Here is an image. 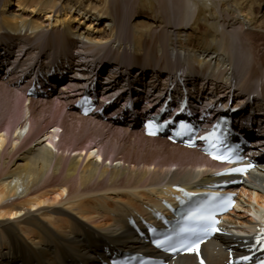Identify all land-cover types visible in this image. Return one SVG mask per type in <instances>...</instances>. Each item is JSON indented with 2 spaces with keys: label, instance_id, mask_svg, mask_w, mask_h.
<instances>
[{
  "label": "bare ground",
  "instance_id": "6f19581e",
  "mask_svg": "<svg viewBox=\"0 0 264 264\" xmlns=\"http://www.w3.org/2000/svg\"><path fill=\"white\" fill-rule=\"evenodd\" d=\"M254 8L259 21L252 25ZM263 10L264 0H157L145 9L140 0H0V55L16 50L11 71L0 73V264H108L113 255L150 250L145 231L134 230L128 217L140 228V218L172 201L174 187L198 192L226 181L200 151L145 137L138 120L149 109L134 102L113 109L121 93L112 97L125 85L127 99L160 106L146 91L157 90L171 66L187 69L188 97L199 81L193 106L226 102L234 87V104L217 114L247 134L255 131L247 115L254 112L262 129L249 145L256 170L232 179L231 188L241 196L236 210L246 206L255 221H238L242 234L230 217L235 210L224 219L241 236L224 227L202 246L201 260H164L231 264L245 254L264 231V98L243 100L255 90L264 95L250 39L264 32ZM104 71H116L102 88L104 114L69 122L84 83L94 78L97 87Z\"/></svg>",
  "mask_w": 264,
  "mask_h": 264
},
{
  "label": "snow or ice",
  "instance_id": "6c2138e0",
  "mask_svg": "<svg viewBox=\"0 0 264 264\" xmlns=\"http://www.w3.org/2000/svg\"><path fill=\"white\" fill-rule=\"evenodd\" d=\"M168 123H172V121H168ZM226 123L227 121L224 120L217 122L206 135L198 138L207 145L205 152L213 160L224 164L241 165L217 173V175H247L254 165L251 163L245 164L239 148L228 142L230 132L224 128ZM179 126L181 131L177 132V135L192 137L189 146L194 147V140L198 135L195 126L183 121ZM147 127L150 129L149 135H155L156 131H159V126H154L152 121H149ZM177 190L184 192L183 189ZM184 195L189 201H193V205L189 206L187 211L182 214V219L177 221L176 227L163 233H156V230L153 229V233L158 237L154 240V243L157 248L173 253L183 250L199 254V244L203 242V238L206 235L220 231L216 227L219 224L216 217L233 205V197L231 195L225 197L216 195L198 197V194L189 192H184ZM197 197L198 199L194 200ZM255 243L261 245L262 250H264V231L256 237ZM250 260V256L242 255L234 264H243V262ZM261 264H264V261Z\"/></svg>",
  "mask_w": 264,
  "mask_h": 264
},
{
  "label": "rangeland",
  "instance_id": "374dc122",
  "mask_svg": "<svg viewBox=\"0 0 264 264\" xmlns=\"http://www.w3.org/2000/svg\"><path fill=\"white\" fill-rule=\"evenodd\" d=\"M156 1L157 0H140V6L143 7L144 9L145 8H153V6L156 3ZM256 5H259V7L261 6V4H259V3L258 4H255L254 6H256ZM257 10H259V9L254 8V11L256 13L254 15L255 18L252 19V20H250L252 25H254L256 22L259 21V19H258L259 18L258 17L259 14H258V11ZM250 39L253 41V43H255L254 46H253V53H254V56L255 57L253 59L254 60L256 59V62H259L261 64V68H263V70H264V32H262L261 34L258 33V32L253 33V34L250 35ZM238 62H241L242 63L243 62V59L242 58L241 59H238ZM256 67L258 68V66H256ZM16 92H18V91H16ZM37 106H39V105H37ZM48 107H49L48 105L45 106V108H48ZM59 107H60V110L61 111H64V110L67 111V109H64V105H59ZM46 117H47V115H46ZM75 117H76L75 114H73L71 112L67 113V120H69V122H72V123L81 122V120H79V118L76 117V119H75ZM43 122H44V124H46L47 120L45 119ZM3 128H5V127L2 126L1 129H3ZM107 130H108V128H106V131ZM58 132H60V131H58ZM107 134H109V133H107ZM107 136L108 135H106V136H104L102 138V142H105L109 138ZM55 141H56V139H54L53 142L55 143ZM244 208H246V206ZM244 208H239L238 210L235 211V214L234 213H231V215L229 214L230 217H231V219L233 220L232 222H234V223L237 224L239 222L248 221L251 218H252V220L255 219L254 216H252L251 213L248 212V211H246ZM253 221H255V220H253ZM238 225L239 224H237V227L235 226L236 229H242V232H241L242 234L244 232H246V231H244L243 226H238ZM227 226L228 227H225V228L229 229V231H231L232 234L237 235V236H241V235H239L240 232L238 233L236 231V229H235L234 226H232V225H227ZM232 230H234V231H232ZM245 230H247L248 233H250V232L253 233L254 232V231L253 232L250 231L249 229H245ZM225 231H227V230H225Z\"/></svg>",
  "mask_w": 264,
  "mask_h": 264
}]
</instances>
